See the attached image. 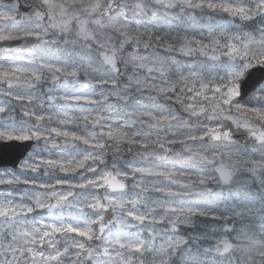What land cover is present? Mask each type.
Listing matches in <instances>:
<instances>
[{"label":"snow or ice","instance_id":"6c2138e0","mask_svg":"<svg viewBox=\"0 0 264 264\" xmlns=\"http://www.w3.org/2000/svg\"><path fill=\"white\" fill-rule=\"evenodd\" d=\"M0 264H264V0H0Z\"/></svg>","mask_w":264,"mask_h":264}]
</instances>
